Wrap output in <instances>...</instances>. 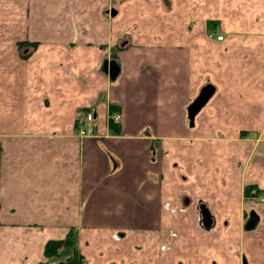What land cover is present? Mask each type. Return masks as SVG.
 <instances>
[{
	"label": "crops",
	"instance_id": "crops-1",
	"mask_svg": "<svg viewBox=\"0 0 264 264\" xmlns=\"http://www.w3.org/2000/svg\"><path fill=\"white\" fill-rule=\"evenodd\" d=\"M261 198L264 0H0V264L72 230L83 264H264Z\"/></svg>",
	"mask_w": 264,
	"mask_h": 264
},
{
	"label": "water",
	"instance_id": "water-1",
	"mask_svg": "<svg viewBox=\"0 0 264 264\" xmlns=\"http://www.w3.org/2000/svg\"><path fill=\"white\" fill-rule=\"evenodd\" d=\"M112 15L116 14V12H111ZM104 71L109 74L112 80H116L117 76L120 73V66L117 64L115 60L106 61L104 64ZM215 93V88L213 86H205L199 93L198 97L195 101L190 105L188 109V117L191 121V125L194 124L195 116L203 109V107L207 104V102L211 99L213 94ZM201 214V223L203 228L206 231H209L213 228V216L211 215L209 208L202 204L199 207ZM254 221V220H253ZM253 225V222L251 223Z\"/></svg>",
	"mask_w": 264,
	"mask_h": 264
},
{
	"label": "trees",
	"instance_id": "trees-1",
	"mask_svg": "<svg viewBox=\"0 0 264 264\" xmlns=\"http://www.w3.org/2000/svg\"><path fill=\"white\" fill-rule=\"evenodd\" d=\"M114 114L112 110L110 117ZM111 124H114L110 119ZM115 125V124H114ZM77 235L72 230L66 239L49 242L45 249V255L48 259L46 264H83L84 257L77 250Z\"/></svg>",
	"mask_w": 264,
	"mask_h": 264
},
{
	"label": "built area",
	"instance_id": "built-area-1",
	"mask_svg": "<svg viewBox=\"0 0 264 264\" xmlns=\"http://www.w3.org/2000/svg\"><path fill=\"white\" fill-rule=\"evenodd\" d=\"M218 40H222L223 37H218ZM122 116L120 113H114L110 119L114 123H119ZM95 133L94 128V115L92 113L87 114L85 122L78 128V135L82 138L93 136ZM260 201L264 202V198H261Z\"/></svg>",
	"mask_w": 264,
	"mask_h": 264
},
{
	"label": "flooded vegetation",
	"instance_id": "flooded-vegetation-1",
	"mask_svg": "<svg viewBox=\"0 0 264 264\" xmlns=\"http://www.w3.org/2000/svg\"><path fill=\"white\" fill-rule=\"evenodd\" d=\"M190 203V201H189V199L187 198L186 200H185V204L186 205H188ZM203 203H199V205H198V210H199V207L202 205ZM199 214H200V210H199ZM200 217H201V214H200ZM252 221H253V218L252 219H250V224L252 223ZM202 224V223H201ZM174 235V234H173ZM243 264H247L246 262H245V260L243 261Z\"/></svg>",
	"mask_w": 264,
	"mask_h": 264
},
{
	"label": "rangeland",
	"instance_id": "rangeland-1",
	"mask_svg": "<svg viewBox=\"0 0 264 264\" xmlns=\"http://www.w3.org/2000/svg\"><path fill=\"white\" fill-rule=\"evenodd\" d=\"M51 264V263H50ZM53 264H55V263H53Z\"/></svg>",
	"mask_w": 264,
	"mask_h": 264
}]
</instances>
